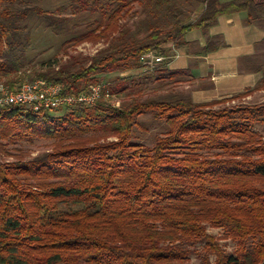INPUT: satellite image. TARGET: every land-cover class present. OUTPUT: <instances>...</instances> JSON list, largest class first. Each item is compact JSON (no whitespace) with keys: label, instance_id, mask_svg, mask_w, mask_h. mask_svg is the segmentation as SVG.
<instances>
[{"label":"trees","instance_id":"16d2710c","mask_svg":"<svg viewBox=\"0 0 264 264\" xmlns=\"http://www.w3.org/2000/svg\"><path fill=\"white\" fill-rule=\"evenodd\" d=\"M24 2L0 0V84L10 89L44 79L77 95L101 85V76L143 70L144 55L165 60L190 47L188 33L207 31L222 16L244 12L247 24L264 26V0H192L204 6L197 19L176 0H93L100 20L67 43L105 47L90 60L72 58L73 65L43 63L47 71L30 79L17 63L28 29L22 20L37 13L55 31L63 27L36 7L3 9ZM136 2L152 15L144 37L143 26L131 32L121 23ZM219 41L209 39L202 52L217 51ZM258 45L264 49V40ZM167 63L153 71L156 82L187 77ZM254 68L261 83L237 98L264 88V64ZM123 82H106L94 106L68 107L59 117L0 108V146L53 141L50 152L28 161H0V264H187L192 255L201 264H264V135L255 129L264 126V103L222 110L183 97L106 103ZM145 115L166 129L152 146L134 140Z\"/></svg>","mask_w":264,"mask_h":264},{"label":"rangeland","instance_id":"374dc122","mask_svg":"<svg viewBox=\"0 0 264 264\" xmlns=\"http://www.w3.org/2000/svg\"><path fill=\"white\" fill-rule=\"evenodd\" d=\"M75 1L78 2L76 3ZM88 1L91 2H89L86 8L85 2ZM147 1L148 0H145V2ZM191 1L192 0H176L179 9L185 16L195 17L198 14L197 9L200 4L193 2L190 5L189 3ZM93 4V0H25L24 4L17 5L16 8L4 7L3 9H5V11L20 10L18 8H39L42 11H47L50 15L58 19L59 25L63 27L62 31H55L52 27L47 26L48 23L40 18L37 13H30L22 20V25H27L28 29L23 31V37L21 38L23 46L17 51L19 54H23V57L17 62L23 63V69L20 73L28 74L30 79H32L35 78V73L47 71L46 65H43V63H47L48 61L55 62V59H57L56 63H54L56 67L62 64L73 65L76 64V62L72 60V58L75 57V60L78 61H82L83 59L90 60L103 49L105 47L103 43H82L78 46L67 43L78 34L87 31V28H94L96 26V21L100 20L101 15L91 10ZM158 16L161 17L162 15ZM184 18L183 16L181 17V19ZM149 20H152V15L149 14L146 4L139 5L136 2L133 4V9L123 18L121 23L131 32H135L140 26L144 27L146 21ZM20 23L21 21H18L16 25H20ZM262 28L264 29V26ZM145 29L144 27L140 31L139 36L144 37L146 33ZM257 53L258 58L255 62L258 61L257 64L261 66L264 64V49L261 48ZM181 54L184 55L182 52ZM163 62H165V60L150 67L142 63L145 65V68H143L139 74L134 71L133 73H113L101 76V85L106 84V82L115 81L117 77L123 79V84L126 83L119 89V93L115 94L114 97L106 96V103L111 106H121L122 104L130 103L133 99L171 100L179 97L188 98L193 101L191 93L193 91V85H189L188 82H190V79H188V77H181L183 81L177 84L172 83L171 80L162 83L155 81L157 75H152L153 71L159 68ZM146 72H150L148 79H145ZM95 85L100 84L98 83ZM106 86L105 88H107ZM254 88L245 89L239 93L225 96V98H212L209 101L198 104L217 103L213 106L214 109L222 110L240 105H258L264 103V88L252 93L250 92L245 97L237 98L241 94L252 91ZM63 112L64 110H53L47 113L59 117ZM139 120L143 128L134 129V140L138 143L152 146L155 138L163 134L166 129L164 125L154 122L150 115L142 116ZM255 129L264 135V126H256ZM114 140L116 139L111 137L107 141ZM52 146L53 141L45 140L24 141L15 144L6 141L0 146V161L3 163L16 162L18 158H23L25 161H28L34 157L50 152ZM208 232L216 237H221L222 235L221 231L215 229L209 228ZM220 245L229 252L233 250V245L230 244V242L223 240L220 241ZM200 250L201 248L197 249L198 252H200ZM187 264H201V261L197 255H192Z\"/></svg>","mask_w":264,"mask_h":264},{"label":"crops","instance_id":"0c3cea01","mask_svg":"<svg viewBox=\"0 0 264 264\" xmlns=\"http://www.w3.org/2000/svg\"><path fill=\"white\" fill-rule=\"evenodd\" d=\"M203 8V4H200L194 19L201 15ZM246 20L247 14L244 12L222 16L207 31L188 33L185 41L191 46L174 50V55L165 58L169 70L187 73L190 79L188 83L193 85L190 88L193 89L191 93L194 103L225 98L254 88L262 80V73L256 72L253 64L261 49L258 44L264 40V29L255 24L249 25ZM214 37H219L223 45L217 51L204 54L202 51L207 41ZM135 72L139 74L141 70Z\"/></svg>","mask_w":264,"mask_h":264},{"label":"built area","instance_id":"2783aa9c","mask_svg":"<svg viewBox=\"0 0 264 264\" xmlns=\"http://www.w3.org/2000/svg\"><path fill=\"white\" fill-rule=\"evenodd\" d=\"M164 60L154 54L142 56L141 62L150 67ZM105 85H92L80 94H64L63 86L44 79L25 81L14 89L0 84V108L26 107L34 112L64 110L73 106H94L102 97Z\"/></svg>","mask_w":264,"mask_h":264}]
</instances>
